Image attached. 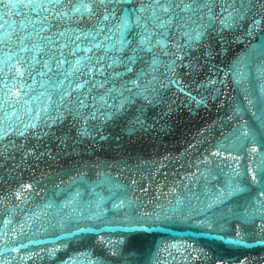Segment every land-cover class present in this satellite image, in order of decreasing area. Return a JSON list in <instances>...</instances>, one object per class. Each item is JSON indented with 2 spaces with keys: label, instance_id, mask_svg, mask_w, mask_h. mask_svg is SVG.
Masks as SVG:
<instances>
[{
  "label": "water",
  "instance_id": "1",
  "mask_svg": "<svg viewBox=\"0 0 264 264\" xmlns=\"http://www.w3.org/2000/svg\"><path fill=\"white\" fill-rule=\"evenodd\" d=\"M10 2L0 0V4ZM84 2L93 7L80 13L83 19L78 24L109 25L119 20L122 8L131 9L140 0ZM243 2L244 16L222 28V4L217 0L212 8L215 19L205 26L206 36L199 42L185 46V37L177 41L183 29L169 35L173 44L168 48L177 57L172 71L179 85L169 83L161 67L156 73L159 82L153 84L158 88L153 102L139 99L124 116L103 124L90 118L91 135L78 132L81 117L88 114L84 109L79 116L66 115L51 130L44 128L46 136H33L45 123L43 114L54 115L52 109L60 105L59 93L39 75L50 74L49 69L40 58L32 74L26 71L13 81L18 69L14 65L11 71L0 68V92L24 85L20 88L24 95L0 103V123L5 131L13 129L0 136V264H216L217 260L264 264V186L259 180L264 174V136L260 135L264 128V0ZM231 3L239 8L241 0ZM20 4V8L11 4L6 20L0 16V23L15 27L10 33L14 40L23 35L19 21L29 15L24 0ZM199 11L204 15L193 16L195 24L188 25L192 31L208 20V9ZM176 23H181L179 16L173 28ZM103 31L107 33V27ZM25 42L31 43V38ZM15 50L14 46L0 52V65H11L4 54ZM181 61H191L195 67ZM56 71L51 68V73ZM4 75L9 77L7 82ZM78 95L73 91L64 101H73L74 111H80L75 107ZM195 97L204 102L198 103ZM140 104L145 105L144 123L129 130ZM12 108L16 111L6 115ZM28 120L33 122L28 132L17 135ZM253 172L258 176L255 183ZM229 181L233 186L243 182V187L213 206L212 211L219 214L213 229L196 223L207 216L196 214L202 211L199 206L217 194L216 185L227 187ZM76 191L79 197L63 205ZM117 199L123 200V206L116 204ZM146 216L162 219L146 229L129 227Z\"/></svg>",
  "mask_w": 264,
  "mask_h": 264
},
{
  "label": "snow or ice",
  "instance_id": "2",
  "mask_svg": "<svg viewBox=\"0 0 264 264\" xmlns=\"http://www.w3.org/2000/svg\"><path fill=\"white\" fill-rule=\"evenodd\" d=\"M122 2L127 3L128 0H122ZM216 2L217 0H140L131 9L122 8L121 16L114 24L105 25L100 22L94 24L77 23L78 20L83 19L80 13L93 7L92 3H85L84 0H24L23 7L29 15L26 20L21 19L19 21L20 29L23 31L22 36L14 40L10 33L16 31L15 27H8L4 23H0V52L14 46L16 49L11 55L4 54V60L11 61V65H0V68L7 67L11 71L12 65H14L18 69L12 77L14 81L17 76L23 77L26 71L32 74L35 63L42 58L50 74L46 75L41 72L39 75L45 77L44 82L50 81L51 89L53 92L59 93L58 99L60 105H63V108L57 105L52 109L54 115L50 116L44 113L45 123L41 126V130L33 132L32 135L46 136L48 133L43 130L44 128L51 130L52 125L60 122L66 115L79 116L84 109H88V114L81 117L83 123L78 132L91 135L92 132L87 123L90 118L98 119L103 124L124 116L139 99L153 102V98L158 94V88L153 87V84L159 82L160 77L156 73L160 72L161 67H163V73L168 76L169 83L179 85L180 82L172 71L176 65L177 57L174 51L169 50L168 45L173 44V41L168 40L167 37L183 29V31H179L177 41L179 37H185V46L205 38V26H211L215 19L212 8ZM220 2L223 16L220 17L219 23L222 28L230 27L239 22L247 11L243 0H241L239 8L233 7L231 0H220ZM12 3H15L17 8L21 7L20 0H11L10 3L0 4V9L3 10L0 11V16L4 17L5 20L11 11ZM112 7L115 8V3H112ZM58 8L59 11H57ZM201 9H208V20L205 23L195 25L196 30L192 31L188 27L189 22L195 24L193 16L202 17L204 15L199 11ZM189 12L192 13L191 16L188 15ZM73 14H75V18ZM177 16H179L181 23H176L175 28H173ZM104 19H107V14ZM256 23L258 21L253 22V24ZM30 26L31 30L27 31ZM106 27L107 33L103 31ZM28 37L31 38V43L25 42ZM104 40L108 43L102 44ZM174 46L180 47L178 42ZM101 48L103 51H99ZM98 51L99 54L97 55ZM261 51L264 52V41L261 42ZM149 53L152 55L149 56ZM184 55H188V53L185 52ZM13 56H17V59L13 60ZM163 57L170 58L164 60ZM22 62H25L24 66H22ZM181 62L188 63L191 68L195 67L191 61ZM234 63L237 67L243 68V64L239 61ZM52 67L57 69L55 73H51ZM229 71L232 69L230 68ZM149 72L153 75L145 81L143 78ZM3 79L7 82L9 77L4 75ZM31 83H36L35 77L31 79ZM65 84L68 86L67 89L62 87ZM23 87L24 85L21 84L20 88ZM159 87L162 88L165 85L159 84ZM20 88L13 87L11 92H0V96L4 97L0 103L12 100L13 96L24 95ZM73 91L80 94L75 105L80 111H74L70 107L73 101L69 100L67 104L64 103L65 98ZM188 95L192 96L191 93ZM195 98L198 103L204 102L201 97ZM47 99L51 100L52 96L48 95ZM89 100H91V105L88 103ZM7 107L5 103V110ZM43 107L46 110L49 109L47 103ZM144 107V104H140L136 115L132 116L128 125L129 130L143 125L141 113ZM15 111L16 109L12 108L11 112L5 111V114L11 115ZM36 112L37 116L41 115L39 109ZM2 120L3 117H0V121ZM32 123L31 120H28L22 124L17 135L27 133L28 125ZM4 128L3 123H0V136H7L13 130L7 128L5 131ZM244 131L248 132L249 129L245 128ZM252 134H256L255 130L252 131ZM260 135L264 136V128L261 129ZM257 179V173L253 172L252 182L255 183ZM259 180L264 186V174L260 175ZM215 187L217 194L209 198L207 205H200L202 211L196 213L201 217H205L207 214L206 218L197 220L196 223H203L209 229H213L219 215L212 211L213 206L239 192L243 187V182L233 186L232 182L229 181L227 187L220 185ZM79 195V191L74 192L71 197L64 200L63 205L72 204ZM261 195H264V192ZM178 203L182 204L183 200L178 201ZM116 204L123 206V200L117 199ZM48 206H52L51 202ZM85 211H87V206L82 209L81 214ZM174 214L181 219L185 218L180 216V211H175ZM125 219L128 218L125 217ZM161 219L160 216H146L143 219H135L130 222L129 227L146 229L149 225L155 226ZM210 220L212 223H209ZM236 238L237 240L240 239L239 231L236 232ZM216 264H222V262L217 260Z\"/></svg>",
  "mask_w": 264,
  "mask_h": 264
}]
</instances>
